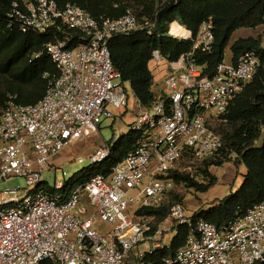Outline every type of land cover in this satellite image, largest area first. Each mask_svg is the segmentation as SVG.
Instances as JSON below:
<instances>
[{"label": "built area", "instance_id": "1", "mask_svg": "<svg viewBox=\"0 0 264 264\" xmlns=\"http://www.w3.org/2000/svg\"><path fill=\"white\" fill-rule=\"evenodd\" d=\"M6 20L11 30L50 37L44 50L57 72L41 100L24 105L10 96L0 116V180L19 176L27 183L0 191V264H146L182 226L188 228L186 243L168 264H264V199L221 226L189 214L181 203L172 204L162 220L139 213L167 204L177 185L168 176L173 169L184 171V150L195 159L220 150L212 117L224 116L253 79L260 65L256 50L236 62L221 61L210 76L193 55L212 50V18L195 34L188 29L187 37L173 34L171 23L167 35L192 41L193 50L176 61L153 50V63L164 68V86L151 106L137 100L129 131L143 133L138 145L109 174H92L110 155L111 145H103L68 190L71 179L56 181L51 194L42 185L45 171H65L49 161L99 132L101 117H114L110 107L129 105L130 82L113 64L110 40L135 31L160 36L157 13L139 18L129 9L117 19L95 18L72 3L14 0Z\"/></svg>", "mask_w": 264, "mask_h": 264}, {"label": "trees", "instance_id": "2", "mask_svg": "<svg viewBox=\"0 0 264 264\" xmlns=\"http://www.w3.org/2000/svg\"><path fill=\"white\" fill-rule=\"evenodd\" d=\"M13 1L0 0V80L10 83V88H7L12 94H9L7 88H0V116L10 96H13L17 103L24 105L35 104L41 100L46 93L50 76L57 72L55 64L44 50L50 37L23 33L7 27V12ZM56 1L60 7L68 3L76 4L95 18L104 16L117 19L129 9L139 18L152 17L157 13L156 29L161 33L160 36H149L145 31H135L130 35H115L109 43L115 68L122 73L125 81L130 82L136 99L144 107L151 106L157 96L153 89V50H159L170 61H176L181 55L193 50L192 41L167 35L171 22L177 20L195 34L203 21L212 18L215 35L212 50L195 51L193 55V60L203 66L204 73L210 76L224 60L226 48L237 29L254 28L264 23V0H166L162 6L157 5L159 0ZM231 49L234 62L245 51L256 50L260 65L242 94L221 117L223 126H213L221 136L222 147L215 155L205 159V172L209 174V166H221L232 160L236 165H245L247 169L244 181L236 192L212 203L208 209L196 212V215L203 216L217 226L245 215L264 199V41L252 36L239 38L232 44ZM37 53H40L39 57H35ZM142 137L141 131L133 130L121 135L111 145L109 157L92 168V174H109L111 168L123 160ZM233 155L235 157H232ZM184 158L195 159L190 150H184L181 160ZM83 172L77 173L76 177H80ZM209 176L208 184L198 183L188 173L178 169L171 170L168 177L173 178L176 184L184 183L200 192H206L217 180L215 176ZM73 181L74 179H71L63 191L68 190ZM42 185L51 194L57 192L45 182ZM174 203L182 204L178 200ZM169 208L170 206L159 210L144 209L139 213L155 215L162 220L168 215ZM187 235L188 228L180 227L171 245L148 255L145 263L168 264L166 261L175 258L180 248L185 245Z\"/></svg>", "mask_w": 264, "mask_h": 264}, {"label": "rangeland", "instance_id": "3", "mask_svg": "<svg viewBox=\"0 0 264 264\" xmlns=\"http://www.w3.org/2000/svg\"><path fill=\"white\" fill-rule=\"evenodd\" d=\"M166 0L157 1L158 6H162ZM137 7V4L135 8ZM142 8V4L140 5ZM134 8V7H133ZM177 20H174L175 22ZM171 22V23H173ZM179 22V21H177ZM170 23V25H171ZM180 23V22H179ZM181 24V23H180ZM169 25V28H170ZM169 28L167 33L169 34ZM172 32V30H171ZM254 37L264 41V23L254 28H239L237 29L226 48L225 61H230L232 58V44L239 38ZM182 38V37H181ZM153 74L156 77L159 74L158 80L155 78L154 91L156 95L160 94L164 86V68H159L158 65H152ZM10 88V83H6L3 79L0 80V88ZM7 88L8 92L9 89ZM129 94V105L127 108H113L114 117L106 118L102 116L99 121V132L92 134L82 140L75 141L69 145L60 155L49 161V165L54 167H62V171L55 172L53 170H46L42 180L50 186L56 184V181H68L76 177L77 173L89 169L92 162L90 156L103 145H113L118 138L129 132L130 126L137 117L139 105L137 99L132 91L131 84H126ZM10 95H12L9 92ZM212 125L215 128L223 126L222 118L220 116L212 117ZM232 157H235L233 155ZM78 158H83L84 162L79 163ZM206 159V158H205ZM205 159L184 158L180 161L179 166L184 169L183 172L188 173L198 183L208 184L210 181L209 174L217 178L215 185L208 191L200 192L195 188L188 187L186 184H177L174 191L169 196L168 202L165 206H171L175 201H180L185 206L189 214H194L201 210L208 209L212 203L224 199L233 192H236L244 181V176L247 173L245 165H236L235 162L227 161L221 166H209V174L205 172L207 167ZM26 179L24 177L12 176L7 181L0 180V191L5 189H14L17 187H26ZM174 201V202H173ZM144 247V246H143Z\"/></svg>", "mask_w": 264, "mask_h": 264}, {"label": "bare ground", "instance_id": "4", "mask_svg": "<svg viewBox=\"0 0 264 264\" xmlns=\"http://www.w3.org/2000/svg\"><path fill=\"white\" fill-rule=\"evenodd\" d=\"M172 33L177 36H188L189 30L184 25L180 24L179 22H173L171 25Z\"/></svg>", "mask_w": 264, "mask_h": 264}, {"label": "crops", "instance_id": "5", "mask_svg": "<svg viewBox=\"0 0 264 264\" xmlns=\"http://www.w3.org/2000/svg\"><path fill=\"white\" fill-rule=\"evenodd\" d=\"M230 61H232V58H231ZM155 78L158 80V78H159V74H157V76H156ZM153 89H154V86H153ZM154 90H155V89H154Z\"/></svg>", "mask_w": 264, "mask_h": 264}]
</instances>
